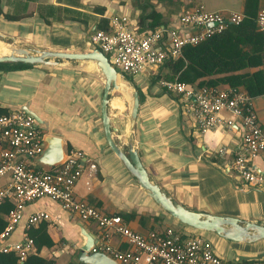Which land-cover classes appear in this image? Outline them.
<instances>
[{
    "label": "crops",
    "instance_id": "crops-1",
    "mask_svg": "<svg viewBox=\"0 0 264 264\" xmlns=\"http://www.w3.org/2000/svg\"><path fill=\"white\" fill-rule=\"evenodd\" d=\"M245 1L0 0V42L8 49L0 55L9 54L10 45L32 51H91L96 48L91 35L104 29L106 23L109 25L115 14H127L136 31L146 33L151 28L141 29L139 17L150 10L148 2L159 12L162 22L159 25H173L182 33H189L192 29L181 26L179 16L195 3H203L209 11L245 13ZM262 6L264 0H260L257 12ZM164 65L148 67L132 75L131 80L124 75L119 78L120 88L112 91L108 106L114 139L127 149L132 136L150 179L188 209L263 223L264 189L247 184L234 168V153L243 136L241 119L223 110L221 116L233 120L232 127L218 124L200 132L187 112L185 96L162 85L163 80H168L164 78ZM259 68L261 64L251 70ZM199 81L188 88L198 89ZM104 87L105 77L94 60L67 59L56 65L0 67V109L30 111L38 118L35 119L45 135L64 139L67 152L69 148L81 150L85 169L76 183L75 194L107 214L123 217L133 230L146 233L172 227L183 236L203 235L228 263L264 258V239L240 242L196 229L171 216L147 194L107 142L101 114ZM134 89L141 91L142 98L132 122ZM251 101L264 128V92L251 97ZM250 165L264 173V151ZM58 167L36 162L38 169L52 171ZM10 182L11 174H4L0 177V188ZM37 211L49 213L50 221L43 222H47L54 245L44 246L36 240L25 259L32 264H82L78 261V245L85 241L81 230L90 238L95 235L98 241L101 231L95 221H84L70 214L48 196L26 204L11 233L0 238V250L23 240L30 227L38 226L39 223L29 224L30 215ZM112 244L121 249L128 247L120 235L112 238ZM19 260L22 261L20 257Z\"/></svg>",
    "mask_w": 264,
    "mask_h": 264
},
{
    "label": "built area",
    "instance_id": "built-area-1",
    "mask_svg": "<svg viewBox=\"0 0 264 264\" xmlns=\"http://www.w3.org/2000/svg\"><path fill=\"white\" fill-rule=\"evenodd\" d=\"M245 18L244 12L209 11L203 3L197 2L179 16V24L191 28V32L182 33L173 25L162 24L141 34L131 25L127 14H115L110 17L111 30L94 31L91 42L111 58L119 73L135 75L148 67L162 66L170 57L182 56L185 46L197 45L231 25L241 24ZM256 24L263 39L261 69L264 73V6L257 13ZM162 85L185 96L187 112L200 132L209 131L218 124L232 127L233 120L221 116L223 110L241 119L243 136L234 153V168L247 184L264 189V173L250 165L251 160L264 151V128L251 97L232 86H202L193 90L179 80H163ZM44 136L35 117L25 110L0 115V177L11 174L9 185L0 188V203L5 198L14 201L1 239L14 229L27 203L48 196L60 202L70 214L84 221H95L101 233L93 251L105 252L119 264H264V258L228 263L217 253L212 242L200 234L183 236L172 227L146 233L133 230L123 217L107 214L75 194L76 183L85 169L81 150L70 149L58 169L36 168L35 157L43 150ZM95 167V164L91 165L92 169ZM45 220L50 221L49 213L37 211L30 215L29 224ZM115 235H120L128 248L114 246L112 238ZM33 245V238L27 235L2 250L14 251L24 260Z\"/></svg>",
    "mask_w": 264,
    "mask_h": 264
},
{
    "label": "water",
    "instance_id": "water-1",
    "mask_svg": "<svg viewBox=\"0 0 264 264\" xmlns=\"http://www.w3.org/2000/svg\"><path fill=\"white\" fill-rule=\"evenodd\" d=\"M10 53L0 55V62H24L30 64L56 65L60 60H94L105 77V87L101 100V114L104 132L107 142L114 153L123 161L130 173L136 177L139 185L146 190L147 194L171 216L180 222L199 230L216 232L227 239L240 242H254L264 239V222L242 221L233 216L213 215L210 213L194 211L188 209L181 203L175 201L164 192L161 187L153 182L142 164L137 150L134 148L132 136L129 137L127 149L113 137V127L111 117L108 113L110 95L114 89H119L120 84L117 79L123 74L119 73L112 64L109 57L99 48H94L86 52L51 51L36 50L24 47L8 46ZM133 107L131 111L132 122L136 119L140 96L138 90L133 92ZM30 112V111H27ZM35 118H37L35 116ZM38 119V118H37ZM44 146L42 152L35 157V161L40 165L57 167L65 162L67 150L64 139L58 135L46 134L44 136ZM81 236L85 241L81 242L78 253V261L82 264H119L116 259L102 251H93L98 243L95 237H88L84 229Z\"/></svg>",
    "mask_w": 264,
    "mask_h": 264
},
{
    "label": "trees",
    "instance_id": "trees-1",
    "mask_svg": "<svg viewBox=\"0 0 264 264\" xmlns=\"http://www.w3.org/2000/svg\"><path fill=\"white\" fill-rule=\"evenodd\" d=\"M259 3L260 0H246V18L241 24L231 25L222 33L197 45L185 46L182 56L168 58L163 69L164 78L185 82L190 87H193L195 82L201 79L199 88L227 84L244 90L250 97L264 92L262 69L251 70V68L258 67L262 61L263 39L256 24ZM147 4L150 5V10H147L146 13L142 12L139 17V24L143 30L146 27L154 29L162 23L159 12L154 9L150 2ZM102 30L110 31L111 27L106 23ZM109 59L111 61L110 57ZM29 65L32 64L0 62V67L5 69ZM126 78L131 80L130 76H126ZM138 92L142 98L139 89ZM10 112L6 109H0V115ZM13 207L14 201L10 198H5L0 203V234L8 225L6 215ZM29 236L44 246L52 247L54 245L47 230V222L42 221L37 227H30ZM0 264L32 263L26 259L20 261L19 256L14 251L0 250Z\"/></svg>",
    "mask_w": 264,
    "mask_h": 264
},
{
    "label": "bare ground",
    "instance_id": "bare-ground-1",
    "mask_svg": "<svg viewBox=\"0 0 264 264\" xmlns=\"http://www.w3.org/2000/svg\"><path fill=\"white\" fill-rule=\"evenodd\" d=\"M5 49H7V45L6 44H2L1 42H0V53H3L4 51H5ZM92 62V61H91ZM95 62V61H94ZM90 65V64H89ZM89 67V66H88ZM91 67V66H90ZM98 67V66H97ZM119 78L120 79H122L121 78V76H118V79H117V81L119 82ZM122 82V81H121ZM124 87H122V89H123ZM125 140V139H124Z\"/></svg>",
    "mask_w": 264,
    "mask_h": 264
},
{
    "label": "rangeland",
    "instance_id": "rangeland-1",
    "mask_svg": "<svg viewBox=\"0 0 264 264\" xmlns=\"http://www.w3.org/2000/svg\"><path fill=\"white\" fill-rule=\"evenodd\" d=\"M6 50H8V49H5L4 52H6ZM4 52H3V53H4ZM124 76H130V77H131L132 75H130V74H124Z\"/></svg>",
    "mask_w": 264,
    "mask_h": 264
}]
</instances>
